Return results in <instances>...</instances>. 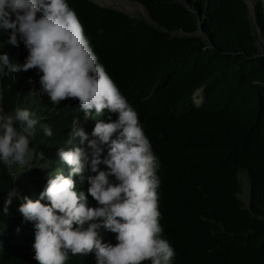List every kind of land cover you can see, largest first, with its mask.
Returning a JSON list of instances; mask_svg holds the SVG:
<instances>
[{
    "label": "trees",
    "instance_id": "1",
    "mask_svg": "<svg viewBox=\"0 0 264 264\" xmlns=\"http://www.w3.org/2000/svg\"><path fill=\"white\" fill-rule=\"evenodd\" d=\"M129 1L142 5L147 16L91 0L67 3L150 143L160 236L175 251L172 264H264V1L256 0L253 11L246 0ZM10 32L0 33V42ZM0 52L20 63L28 55L22 42L5 43ZM39 87L36 69L0 77L4 110L27 108L38 120L27 184L17 186L0 164V264H38L33 223L23 221L19 198L4 211L5 191L15 187L35 201L48 171L68 175L57 148L71 147L66 142L75 122L91 137L97 120L118 115L105 109L86 119L78 99L53 104ZM42 124L52 127L51 137ZM74 143L81 146L79 138ZM241 172L249 180L247 203L240 197ZM75 179L77 191L87 195V180ZM103 236L117 243L115 233ZM65 264L96 259L94 253H70Z\"/></svg>",
    "mask_w": 264,
    "mask_h": 264
},
{
    "label": "clouds",
    "instance_id": "2",
    "mask_svg": "<svg viewBox=\"0 0 264 264\" xmlns=\"http://www.w3.org/2000/svg\"><path fill=\"white\" fill-rule=\"evenodd\" d=\"M7 30L9 38L0 42V49L22 42L28 55L20 63L0 52V77L36 69L38 92L53 104L78 99L86 119L105 109L118 114L115 120H97L91 137L75 122L66 142L71 147L57 148L60 161L69 166L68 175L60 169L48 171L35 201L15 187L5 191L4 211L19 198L23 221L33 223L34 259L38 264H65L70 253H94L96 264H172L175 251L160 236L156 158L137 112L98 62L67 0H0V33ZM37 123L27 108L6 112L0 105V164L15 180L33 168L30 145ZM40 127L45 136L53 135L50 125ZM76 138L81 146L74 143ZM76 177L80 183L87 180V195L77 191ZM88 195L96 206L90 205ZM105 231L116 234L115 245L104 242Z\"/></svg>",
    "mask_w": 264,
    "mask_h": 264
},
{
    "label": "rangeland",
    "instance_id": "3",
    "mask_svg": "<svg viewBox=\"0 0 264 264\" xmlns=\"http://www.w3.org/2000/svg\"><path fill=\"white\" fill-rule=\"evenodd\" d=\"M91 1L96 2L99 5L104 6V7L116 8L131 16H136V17H139V16L146 17L147 16L146 10L144 9L142 5L136 2L129 1V0H124V1L123 0H91ZM255 1L256 0H246L248 7L250 8L251 11L254 10ZM124 4H126L128 8ZM72 100H75V98H72ZM0 102H1V98H0ZM77 127H81L80 122L77 123ZM44 167L46 166L44 165ZM26 172L27 171L21 173L19 177L15 180L17 186H24L27 184V178L25 177ZM239 177L241 178V181H242V193L240 194V197L244 201V203H247L248 196H249V180L245 172L239 173Z\"/></svg>",
    "mask_w": 264,
    "mask_h": 264
},
{
    "label": "bare ground",
    "instance_id": "4",
    "mask_svg": "<svg viewBox=\"0 0 264 264\" xmlns=\"http://www.w3.org/2000/svg\"><path fill=\"white\" fill-rule=\"evenodd\" d=\"M124 1V0H123ZM128 4V3H127ZM124 5H126V4H124ZM130 5V4H129ZM126 7H127V5H126ZM128 8V7H127ZM126 9V8H125ZM132 10V9H131ZM134 11V10H133Z\"/></svg>",
    "mask_w": 264,
    "mask_h": 264
},
{
    "label": "water",
    "instance_id": "5",
    "mask_svg": "<svg viewBox=\"0 0 264 264\" xmlns=\"http://www.w3.org/2000/svg\"><path fill=\"white\" fill-rule=\"evenodd\" d=\"M200 33H201V31H200Z\"/></svg>",
    "mask_w": 264,
    "mask_h": 264
}]
</instances>
